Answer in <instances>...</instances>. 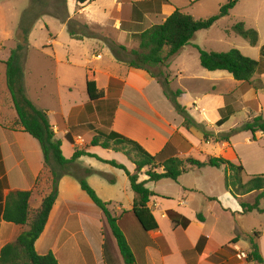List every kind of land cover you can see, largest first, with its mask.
I'll use <instances>...</instances> for the list:
<instances>
[{"label":"crops","instance_id":"0c3cea01","mask_svg":"<svg viewBox=\"0 0 264 264\" xmlns=\"http://www.w3.org/2000/svg\"><path fill=\"white\" fill-rule=\"evenodd\" d=\"M202 1L190 0L185 5H177L172 0H89L77 5L75 0H67V8L71 18L83 16L89 25L102 28V35L111 36L131 50L139 47L136 34L164 23L177 8L199 19L200 15L187 11V6ZM228 1L212 0L211 3L219 10ZM243 1L237 0L233 10ZM2 6L0 3V255L4 246L15 242L29 228L4 219L9 194L32 191L31 208L37 209L49 191V174L45 171L41 145L23 130L8 88L6 62L17 42L16 35L10 36L6 31ZM65 27L63 23L60 31ZM106 29L109 34L104 32ZM32 37L31 31L25 58V88L34 104L47 111L66 158L73 156L76 147H85L81 136H74V142L67 138L69 128L95 121L100 123L96 103L87 93V76L93 74L97 88L104 92L103 99H118L112 129L137 141L151 154L166 149V156L179 158L191 156L205 161L209 156L223 157L244 165L245 181L249 175L264 174L248 172L252 164L250 156L240 146L241 133L233 135L229 142L218 141L215 137L241 126L229 125L235 108L241 103L238 89L232 87L230 92L227 89L226 83L231 78L220 74L217 78L203 77L194 82L196 90L186 107L191 116L213 134L205 140L202 130L184 127V118L166 97L157 78L144 69L118 62L101 40L68 36L59 41L58 37H52L46 40V45H33ZM37 54L46 58V65L35 81L30 80L31 71L26 67ZM173 89H182L186 96L182 87ZM208 101L215 102V108L228 116L221 126L216 123L224 115L209 117L204 105ZM246 103H243V111L247 113L250 109ZM261 106L260 101L259 113L264 117ZM60 116L64 128L60 127ZM262 135L264 133L259 131L255 138L251 132H243L245 142L250 143ZM87 151L135 172V164L121 152L99 146L89 147ZM74 168L79 173L92 170L86 176L88 184L102 200L114 202L119 214L126 211L118 223L133 252L135 264H264L237 257L239 251L250 254L254 240L264 260V211L244 212L241 200L253 204L258 192L243 195L241 199L233 196L225 186L224 168L206 166L189 170L177 181L148 182L147 187L155 193L149 206L159 224L153 231H145L132 212L135 193L125 170L88 155L79 157ZM40 175L43 178L37 184ZM140 179L147 180L148 175L143 173ZM260 208L264 210V198ZM171 211L188 218L187 227L176 225L169 216ZM198 215H202L203 220L198 219ZM35 249L40 255L52 252L59 264H126L117 242L111 237L105 238L101 209L72 175L61 178L57 199L43 233L35 242Z\"/></svg>","mask_w":264,"mask_h":264},{"label":"trees","instance_id":"16d2710c","mask_svg":"<svg viewBox=\"0 0 264 264\" xmlns=\"http://www.w3.org/2000/svg\"><path fill=\"white\" fill-rule=\"evenodd\" d=\"M48 1L46 0L47 3ZM75 1L77 5H80L89 0ZM40 3H42L41 0H32L30 6L23 11L15 36L17 46L6 64L8 88L19 116V122L23 130L36 138L41 145L45 171L49 174V191L37 209L31 208L32 191H16L9 194L4 207V219L15 224L27 225L29 228L15 242L4 246L0 255V264H59L52 252L45 255L38 254L35 249V242L45 229L58 196L59 182L65 175H72L78 179L81 188L87 192L102 211L105 238L111 237L117 242L126 264H135L133 252L118 223L126 211L123 210L119 214L115 209L116 204L114 202L102 200L88 184L86 176L92 170L87 169L83 173L76 171L74 168L75 161L83 155L96 157L125 170L135 193L132 212L145 231H153L159 228L158 221L149 206V202L155 193L147 187V183L157 182L161 179L177 181L181 175L189 170H198L206 166L225 169V186L236 198L241 199L243 195L258 192L253 204L241 200L244 212L264 211L260 208V201L264 198V174L249 175V179L245 181V167L242 163L236 164L216 156H209L205 161L191 156L187 158L166 156V149L157 154H151L137 141L114 131L112 123L118 107V99H103L104 92L97 88L93 74L87 76V93L90 100L96 103L101 124L95 121L69 128L67 138L71 142H74V136H81L85 141V147H76L71 158H66L63 155L62 141L56 138L47 111L34 104L25 88V58L29 46V36L35 23L43 14L47 13L65 23L71 37L79 40L86 37L99 39L108 45L118 62L129 67L144 69L157 78L166 97L184 118V127L202 130L204 138L207 140L213 134L207 130L205 124L197 122L187 107L180 102V98L185 92L182 89L175 90L171 87V75L165 70V67H169L178 53L192 42L198 31L210 29L221 18L228 16L235 7L237 0H229L220 7L218 13L203 19H197L177 8L164 23L154 25L142 33L136 34L139 47L131 50L117 43L111 37L102 35L100 30L98 31L96 27L89 25L82 19L71 18L67 8V0H50L46 6ZM231 30L247 40L250 45H257L259 40L257 30L247 28L244 22H237L231 27ZM196 48L199 51L200 63L203 68L209 71H226L237 81L251 83L256 74L264 71V47L261 49L260 61L245 56L239 49L216 52L202 49L199 46ZM156 69L159 73H156ZM227 120L228 116L224 115L217 121L216 125L221 126ZM59 121L60 127L64 128L65 123L62 122L61 116ZM245 131L251 132L254 137L255 133L259 131L264 133V117L261 114L256 115L240 127L215 137L218 141L229 142L233 135ZM94 146L125 154L135 164V172H130L125 165L116 161L103 160L97 155L89 153L87 149ZM143 173L148 175L147 180L140 179V175ZM42 178L43 175H40L37 184L41 182ZM169 216L176 225L187 227L190 223L188 218L173 211L169 212ZM198 219L203 220V216L198 215ZM256 235H259V232H256ZM203 240L204 238L201 239V244ZM252 246L253 249L246 258L247 261L254 260L263 263L264 260L254 240Z\"/></svg>","mask_w":264,"mask_h":264},{"label":"rangeland","instance_id":"374dc122","mask_svg":"<svg viewBox=\"0 0 264 264\" xmlns=\"http://www.w3.org/2000/svg\"><path fill=\"white\" fill-rule=\"evenodd\" d=\"M31 1L32 0H0L6 15L7 22L5 25L8 35H16L21 15L23 11L30 6ZM49 1L47 3L46 0H41L42 3L40 4L46 6L49 4ZM172 1L177 5H185L190 0ZM211 1L212 0H204L194 5L187 6V11H191L197 16L200 15L199 17L202 19L208 18L219 11L218 9L213 8L215 4L212 5ZM232 10L228 16H225L223 19L217 21L210 29L198 31L192 42L187 45V47L185 46L186 48L171 61L168 67V72L172 76L171 82L174 81L173 84L171 83V87H182L186 90V96H183V101L181 103L187 107L191 103V98H193L196 90L197 85L194 83L197 81L196 79L203 77L217 78L216 76H220V74H222L225 78H231L232 80L226 83L227 89L229 92L232 87L233 90L238 89L240 92L241 103L240 105H237V109L235 108V112L229 122V125H242L243 123L252 120L255 117L254 115L261 114L259 113L258 107L260 101L264 107V71L263 73L256 74L251 83L237 81L226 71L213 72L203 68L200 63L199 51L196 48V46H199L202 49L216 52H227L231 49H239L245 56L257 61L261 60V49L264 47V0H244L238 7L235 8V10ZM75 17L84 21L83 16L81 15H76ZM240 21L244 22L247 28L257 30L259 34L257 45H250L247 40L231 30V27ZM62 27L63 22L60 19L47 13L43 14L32 29V44L46 45V40L52 37H58L59 41L64 40V38H69L68 36L71 35L68 31L67 25L62 31H60ZM93 27H96L98 31L100 30V32L103 31V29L98 26ZM104 32L109 34L107 29L104 30ZM112 39L115 40L114 38ZM103 44L110 49L106 43L103 42ZM58 50L61 52V47H58ZM45 59L46 58L42 57V55L38 54L35 55L34 58L30 59L26 67L27 70L31 71L30 80H38V74L44 72L46 65ZM36 72L37 75L35 74ZM156 73H159L157 69ZM255 95L257 96L256 98H254ZM243 103L247 104L250 109L248 111L250 112L246 113V110L243 111ZM204 105H206L209 117H220V115L222 116V114H225V111L215 108V102L208 101V103H204ZM262 106L260 110L264 113V108ZM255 107L258 108L253 110ZM251 116L254 117L249 119ZM240 133V146L246 151L251 159L250 165L252 164V166L248 168V172L253 170L261 171L258 173H264V135L259 136L256 140H253L250 143L245 142L243 132ZM244 178H247L246 174L244 175Z\"/></svg>","mask_w":264,"mask_h":264},{"label":"built area","instance_id":"2783aa9c","mask_svg":"<svg viewBox=\"0 0 264 264\" xmlns=\"http://www.w3.org/2000/svg\"><path fill=\"white\" fill-rule=\"evenodd\" d=\"M247 256H248V255H247L245 252H243V251H239V252L237 253V257L240 258V259L247 258Z\"/></svg>","mask_w":264,"mask_h":264}]
</instances>
